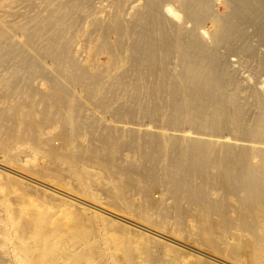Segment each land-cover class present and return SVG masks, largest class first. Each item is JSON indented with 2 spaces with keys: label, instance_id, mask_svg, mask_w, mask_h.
Here are the masks:
<instances>
[{
  "label": "bare ground",
  "instance_id": "bare-ground-1",
  "mask_svg": "<svg viewBox=\"0 0 264 264\" xmlns=\"http://www.w3.org/2000/svg\"><path fill=\"white\" fill-rule=\"evenodd\" d=\"M44 1L45 2L42 9H39V11L33 16H29L24 24H18L17 26L13 25L8 29V33L12 32L14 35L20 34L22 36V41L19 44L31 46L34 52H32L31 50L30 51L33 54H25L22 51L21 45L10 42L4 45L2 51L0 50V59L1 65H7L6 67L8 68L13 67L12 76H15L16 72L21 68H25L27 70L38 68L43 70V64H49L48 66L53 68L52 70L55 72L56 77L59 78V85H61V89L59 85H54V87H50V90H48V92H43V94H41V92L40 94L43 96L41 97L42 99L46 98L45 94L47 96H52V100L57 102L58 104V102H61V98H64L61 97L63 96L61 92L65 91V87L63 86H65L66 82L69 86H73V84H75L79 80L91 76V73L89 71H87L76 60L70 57V48L73 36H76V33L78 34L83 29V24L82 29L81 27H79L82 23V19H84L82 17V12L84 10L86 11L87 9V11L90 10L89 13H92V11L94 12V6L98 4L94 3L95 5H92V0ZM132 1L133 0H114L115 6H113V9L117 7L118 9H120V11H123L128 3L130 5L132 4ZM140 1L142 2V4L140 5L142 8L136 11L131 16V19H128L124 23L121 21L119 15H116L118 11L116 10L117 12L113 13V11L115 10L112 9L113 16L111 15V23L110 21L107 22L109 23L108 25H106L107 23H104L105 26L103 25L102 35H104L105 38H109L113 34H115L117 36L116 38L118 39H116V42H119V39L129 38L133 33H136V28L138 26L142 27L141 34H139V36L137 35L138 38H134L136 40H132L133 42L129 43L128 46H124V43L123 46L116 45L115 47L102 46L103 43L99 44L100 47L97 48V51H95L96 56L98 57L97 59H99L101 55L107 54L109 58L112 59V63L114 62L113 66L115 69L119 68L123 62H127V60H129L130 58H133V61L135 60L137 62L138 60H140V58H151L150 55H152L155 60L161 59L163 57L168 58L170 66L159 67L157 66L158 64H155L150 69L147 68L148 71L150 70L151 76L153 75V77L160 78V82L158 83L156 90H153L152 88V91L150 92L151 89L149 88V98L152 99L153 96L157 98L156 104L152 103L141 105L140 102L137 103L131 101L130 105H126V102L121 103L116 106V109L129 108L131 111H135L140 107H142V109L149 108L152 112L157 113L154 116H148V118L144 122L146 127L152 128L155 126L163 129L168 128L174 130L175 132H182L184 136H193H191L192 138H179L177 136H172L170 138L171 142L168 145L169 161H167L170 164V169H165L164 167L158 165V167L156 166L154 168L153 172L142 174V176L144 177L141 176V178L152 179V185H148L147 187H144L142 189L141 193L143 194V200L140 203L139 207L144 210L147 219H149V210H159L161 207L164 210L165 217H169V215H171L170 213H173L172 210H176L180 214H187L189 212L191 213V211L194 210L195 214L193 215L195 217V220H197L202 225V238L208 243L212 241L214 231H217L216 229H218L217 227L228 230L229 228H235V226H239L243 231L253 235V241L244 239L241 248L242 252H250L255 248V244L262 242V239L257 234V231L261 227L262 223H264V220L258 221L264 219V95L258 93V96L260 98V108L257 107L258 111L255 116H253L251 119L248 118L249 120H246L247 118L245 116L246 113L244 110L245 104H242L240 102L238 96L235 95L236 93L232 91L233 88H230L232 85H235L234 76L233 78L228 77L229 79L225 78L222 69L227 64L229 55L236 53L248 54L249 56L255 55L256 59L260 61V64L264 65V52L262 55H258L259 53H257L255 45H253L252 41V38L255 36L258 44L264 46V0H226V11L224 13H220V11H217V3L215 2V0ZM132 7L135 8V5H132ZM124 14L122 13L121 15L123 16ZM168 14L174 16V18L182 20V23H175L173 17H169ZM86 17L87 14L85 15V18ZM188 22L191 23L190 27H185V24ZM97 25H99V20ZM159 25H169L168 27H166V29L168 28V31H166L167 33H162L161 30L163 28L161 27L160 29ZM249 28H252L253 30L250 31ZM202 31L209 35V41L204 39ZM161 34H169L170 39L172 40L168 41L166 40L168 39V37H165L166 42L162 41L161 39L163 35ZM156 35L159 38L154 37L155 40L152 41L153 43L149 42L150 44L145 46L148 49L147 54L146 50L144 51L143 40L144 38L147 39L148 36L150 37ZM104 36L102 37L104 38ZM7 37V31L1 30V44L5 42L4 40H6ZM101 41H105V39H102ZM111 44L109 43V45ZM133 51L138 52L139 56H133ZM146 54L147 56H144ZM94 56L93 58H95ZM93 60L96 61L95 59ZM92 64L90 63V65ZM129 65H132V62ZM136 70L138 71V77L142 79L145 75V69L139 68L137 66L135 71ZM146 73L148 74L147 71ZM125 75H129V73H126ZM93 76L96 75L94 74ZM122 77H120V79ZM146 79H148V77ZM152 85L150 84L151 87ZM33 91L34 92L32 93V95L36 94L35 90ZM31 96L28 101L21 105L23 106V108L25 107V113L28 116L33 114V107H35L33 102L30 100L32 98ZM137 96L138 92L137 95H131L130 97H133L134 99ZM141 97H145L144 94ZM46 102L44 104L46 107H48L49 105ZM54 105L55 104H53V107ZM63 105L65 106L66 104L63 103ZM19 106H17L16 111L21 108V106ZM46 109L48 110V108ZM53 115L54 114H52V116ZM110 116L111 117L108 121H111V123L117 121L122 124L126 123L124 125L136 126H138L137 124L140 123L139 121L135 120L133 116H121L119 113L118 116L116 115V117L113 114ZM53 117L51 118L53 119ZM43 118L44 117L42 115L41 119ZM15 119L16 118L14 116V120ZM16 121L14 122V124L17 123ZM62 121V126L56 136L62 141L61 146L63 147L69 144L72 130L74 127H76V125L73 121H69V116L65 118V122L63 121L64 124L62 123ZM33 123L34 122L32 119L28 120V122L25 121L23 127L26 128L25 126H27L28 128H30L32 127ZM9 128L10 130L7 132L6 137H2V140L0 137V142L4 141V139L8 140L9 142L11 139L14 140L15 131L11 129V126ZM32 129L34 130V128H31V130ZM25 130L27 131V129ZM35 131L36 128L34 130V133ZM133 131L134 132H129L131 136V139L129 138L130 140H127L129 146L131 145L133 147V145L139 143V141L141 142V138L144 139L142 140V144L143 142H145V145L148 144L149 147L150 145H152L151 147L153 151L157 150V148L159 149V147H162V141H164V144H166L165 136L156 135L154 129L152 130L154 134H151L149 132L148 137H146V141V133L139 134L135 133V130ZM142 131L145 130L142 129ZM34 133H31V135H33ZM21 135H24V133ZM27 135H29L28 132ZM196 136H202L204 138L197 139ZM29 137L36 138L35 136L30 135ZM206 137H213L212 139L219 138L222 139L223 142H228V140L231 139L232 141L234 139V141L246 140L259 142L262 146L255 149L254 151L255 156L259 158V162L251 167H247L245 164V167L243 166V164L241 166L239 164V153H241L242 158H245L247 155H249L248 152H246L245 150L239 152V145H234L235 143L233 145L223 143L219 146H215L214 144L208 142L206 140ZM104 139L106 138L103 137V140ZM6 140L4 142H7ZM103 140L101 146H96V148H94V152L95 150L98 151L106 149L108 145L110 146L111 143H109V141H106L108 139L104 140L105 143H103ZM57 141L59 142V140ZM114 142L116 141H113L112 143L114 144ZM33 143H36V141ZM50 144L52 146L51 142ZM56 145L55 147H51V150H48L49 152L45 151L47 152V154H49L50 157L52 156L53 158H57V156L59 155L58 152L60 151L58 146L60 144L57 145L58 148L56 147ZM81 148H79V150ZM38 150H40V148ZM212 150L216 153L214 156H210V152H212ZM80 151H82V149ZM80 151L78 154H80ZM135 151L137 150L135 149ZM62 152H64V150ZM94 152H92V154ZM107 152L108 151H106V154ZM106 154H104V156H107ZM151 155L149 153L148 157H151ZM99 158H101L100 154ZM104 158L101 159L104 160ZM145 162L143 161V163ZM133 163L136 162L133 161ZM130 166L132 167L133 165L131 164ZM120 168L122 167L120 166ZM140 169L142 170V168ZM99 174H101V172ZM98 176L101 177L103 175ZM92 177L95 179L94 182L98 180L97 176L93 175ZM92 177L89 178L92 179ZM103 177L101 178V182L104 179ZM125 178H127L126 175ZM123 181L125 182V180ZM98 182L100 183V181ZM129 182L132 185V190L135 189V179L133 177H129ZM114 183L116 184L117 180L116 182L114 181ZM102 184L104 185L105 182L101 183V186H98V188H104ZM206 184H209V187L210 185L216 186L217 184V186L221 188V190H223L224 196L231 194L237 197L239 206L236 208L234 207L236 212L235 217H232L231 214H229L230 209H233V204L231 205L229 201H226L228 199L226 196L225 197L227 199L224 200H221L220 198L209 200L207 193H198V188L203 187ZM157 186H161L163 190H166V192L171 195V198L173 200V203L171 202L172 205L170 204L169 206H161L162 200H156L153 197L154 188H157ZM22 187L26 189L27 185L25 186V184L22 183ZM129 187L130 186L127 185V188L125 187V189H129ZM109 189H111L110 192H112V187ZM182 198L186 199L187 205L185 204L184 206L181 203ZM12 205L14 207L15 204ZM18 205L16 206L17 208H19ZM16 207L13 208L15 210H13L10 215L5 213V217L2 221H8L6 225H1L0 222V233L2 232L3 235L5 234V236L2 235L3 237L0 235V264H6L5 262L7 261H5V255L3 253V250L1 249V240H4L6 238L7 225H11L22 236L33 235L34 237L33 241L29 243L19 245H17L16 243L18 248V250H16L19 251L20 256L18 264H87L83 262H85V259L88 257L98 259L101 258L103 251L101 240L95 238L90 240L89 238L88 244H81V241L87 239L88 232L92 230L91 221H96L95 213H91L85 207L79 206L78 218L75 219V217L71 219L73 224L70 225L69 223L71 227L68 231H65L66 233L64 234L66 236L63 237L65 238L64 241L61 238L65 244V247L64 245L62 247H58L57 245L58 243H60V240H55L54 238H51V236L55 233H58L55 234L56 236L59 234L64 235V230H62L60 226L54 227V225H56V221L55 223L53 222L54 225L51 226L52 224L49 225L50 222L49 224H46L48 223L46 222L47 220H44V218L41 217L38 212H28V214L25 215L22 214V210H18L16 209ZM206 214H211V216L212 214H217L219 216V219H208ZM186 217H188V215ZM183 219L185 220V217ZM16 221L21 222L17 223ZM134 222H132V224L138 226V223ZM115 229H118V231L122 232L123 237L125 238L122 243L113 245L111 243L109 244L111 246L110 248L113 251L117 250L122 252L119 256L120 262L126 261V263L128 262L129 264H137V260L139 258H142L144 262H150V260L152 261L153 259H156L157 256H159V252L162 250L161 246H157L156 244L152 245V242L148 244L144 242L141 245V237L140 240L138 239L140 245L137 243L139 246L136 245L137 247L135 246V250L132 251V241L137 234L122 227L115 226ZM36 230L38 231L37 233H35Z\"/></svg>",
  "mask_w": 264,
  "mask_h": 264
},
{
  "label": "rangeland",
  "instance_id": "rangeland-1",
  "mask_svg": "<svg viewBox=\"0 0 264 264\" xmlns=\"http://www.w3.org/2000/svg\"><path fill=\"white\" fill-rule=\"evenodd\" d=\"M44 2H45L44 0H6V1L0 0V35H1V30H5L7 31V36H8L7 39L4 40L5 42L3 41L4 42L3 44H1V39H0L1 51L4 45L12 42L21 45L22 51L25 54L27 55L33 54L32 52H34V50L33 48H31V46L19 44L22 41L21 40L22 36L20 34L14 35L12 32L8 33V29L13 25L17 26L18 24H24L29 16H33L39 11V9H42ZM215 2L217 3L216 6L217 11L218 12L220 11V13H224L226 11L225 5L227 4V1L215 0ZM91 3L92 5H95L94 3L98 5L94 6V12L92 11V13H89L90 10L87 11V9L86 11L84 10L82 12V17L85 20L82 19V23L80 24L79 27H81L82 29V24L84 26L83 29L78 34L76 33V36L75 35L73 36L71 42V48H70V57L76 60L87 71H89L91 73V76L79 80L78 82L73 84V86H69L68 83L66 82L65 86H63L65 87L64 88L65 91L61 92V94L63 95L61 97L64 98H61L60 100L61 102H58V104L57 102L52 100L53 98L50 95L47 96L45 94L46 96L45 99L47 102L45 101V99L41 98L43 97L41 94H43V92H48L51 86L54 87V85L60 84L59 78L56 77L55 72L52 70L53 68L48 66L49 64H43L44 67L43 70L38 68H32L30 70L21 68L16 72L15 76L14 75L12 76L13 67L8 68L6 67L7 65H1V59H0L1 140L2 137L4 138L6 137L7 132L10 130L9 128L10 126L11 129L15 131L14 140L11 139L9 142L8 140L4 139V141L6 140L7 142L4 141L0 142V144L2 143L0 145L1 225H6L8 222V221H2L5 217V213L10 215V213L13 210H15L13 208L16 207L19 203L18 205L19 208L16 207V209L22 210L23 211L22 214L26 215L28 214V212L32 213L36 211V213L38 212V214L41 217H43L44 220L45 219L47 220L46 222L48 223L46 224H49L50 222L49 225L52 224L51 226H53L56 221L55 223L56 225H54V227L60 226V228L64 230L63 231L64 234L66 233L65 231L69 230V228L71 227L70 225L73 224L71 219L75 217H76L75 219L78 218L79 215L78 209L79 206H82L85 207L91 213H95L96 221H91L92 230L88 232L87 239L81 241V244L82 243L84 245L88 244L89 238L90 240L95 238L101 240V243L103 245L101 258L98 259V258L88 257L85 259V262L83 263L129 264L128 262L126 263V261L120 262L119 256L121 255L122 252L117 250L113 251L110 248L111 246L109 245L110 243L112 245L122 243L123 240L125 239L123 237L122 232L118 231V229H115V226H117V227L125 228L126 230L132 231L133 233L137 234L134 240L132 241V245H131L132 251H134L135 248L140 245V243L142 245V243L144 242L147 244L152 242L151 243L152 245L156 244L157 246H161L162 250L159 252V256H157L156 259H153L152 261L150 260V262L149 261L144 262L142 258H139L137 260V264H193V263L195 264H264V244H263L264 223H262L261 227L257 231V234L261 237L262 242L255 244L256 246L252 251L249 250L250 252L247 251L242 252L241 248H242L243 240L247 239L253 241L252 234L243 231L239 226H235V228H229L228 230L217 227L218 229H216L217 231H214V236L212 241L208 243L202 238L201 235L202 225L197 220H195V217L193 215L195 214L194 210H192L191 213L189 212L187 214H180L176 210H172L173 213H170L171 215H169V217L168 216L165 217L164 210L161 207L159 210L158 209L149 210L148 211L149 219L146 218L144 210H142L139 207L140 203L143 200V194L141 193V191L144 187H147L148 185L149 186L152 185V181H151L152 179L141 178L142 174L147 172L148 173L153 172L154 168L156 166L158 167V165L164 167L165 169H170L171 168L170 164L169 162H167L169 161L168 145L171 142L170 138L172 136H177L179 138H192L191 136L193 135L184 136L182 132H175L174 130L168 128L163 129L154 126L152 128L156 132L155 134L160 136H165L166 138L165 141L166 144H164V141L161 142L162 147H159V149L157 148V150L153 151L151 147L152 145H150L149 147L148 144H146L147 146L145 145V142H143L142 144V140H144L143 138H141V142L139 141V143L133 145V147L131 145L130 146L128 145L127 140L131 139V136L129 134L130 131L134 132L133 130H135V133H139V134L146 133L147 135L145 136V141H146V137H148L149 132L151 134L152 133L154 134V132L152 131L153 129L150 127H146L144 122L146 121L148 116H154L157 112H152L149 108L142 109V107H140L135 111H131L129 108L116 109V106L125 102L127 103L126 105H130L131 101L137 103L140 102L141 105L152 104V103L156 104L157 98L153 96L151 99L149 98L150 97L149 95L150 92L152 91V88L153 90H156V87L160 82V78L153 77V75L151 76L150 70L148 71L147 68L150 69L155 64H158L157 66L159 67L170 66L169 60L166 57L161 58L162 61L161 59L155 60L152 57V55H150L151 58H146V57L140 58V60H138L137 62L135 60L133 61V58H130L129 60H127V62H123L119 68L114 69L113 66L114 62L112 63L111 61L112 59H110L107 54H103L99 59H97L98 57L96 56L95 51H97V48L100 47L99 44L103 43L102 46L115 47L116 45L123 46L124 43V46L125 45L128 46L129 43H132L134 40H136L134 38H138L137 35L139 36V34H141V30H142L141 26H138L136 28V33H133L129 38L119 39L120 43L118 41L116 42L117 36L115 34H113L109 38H105V36L102 35V29H103V25L105 26V24L108 21H110L111 23V18H112L111 15L113 16V13L117 11L119 14L116 13V15H119L123 23L128 19H131V16L136 11L142 8L140 6L142 2L140 0H133L131 2L132 4L130 5L128 3V5L123 9V11H120V9H118L117 7L113 9L114 8L113 6H115L114 0H92ZM132 5L133 6L135 5V8L132 7ZM112 9L115 11H113ZM122 13L125 14L122 16L121 15ZM86 14L87 17L85 18ZM168 16L173 17L175 23L177 24L182 23V20L174 18V16L169 14ZM98 20H99V25H97ZM108 24L109 23H107L106 25ZM190 25L191 23L188 22L185 24V27H190ZM159 26L160 29L161 27L163 28L161 30L162 33L163 32L167 33L166 31H168V28L166 29V27H168L169 25H159ZM249 30L252 31L253 29L249 28ZM161 35H163L161 39L162 41L166 42V40L168 41L172 40L170 39L169 34H161ZM202 35L205 40L207 41L210 40L209 35L207 33H204L202 31ZM102 36H104V38ZM154 37L156 38L157 35L150 37L148 36L147 39L144 38L143 40L144 51L146 50L147 54H148V49L145 46H147L150 43H153L152 41L155 40ZM165 37L166 38L168 37V39L165 40ZM102 39H105V41H101ZM252 41H253V45H255V49L257 53H259L258 55H262L264 52V46L258 44V41L255 36L252 38ZM109 43L110 44L112 43L111 44L112 46L109 45ZM147 54L144 56H147ZM132 55L139 56V53L133 51ZM93 56L95 58H93ZM93 59H95L96 61H94ZM131 62L133 66L129 65L131 64ZM90 63L91 64L93 63L94 65L93 64L90 65ZM137 66L139 68L145 69L144 72L145 75L142 79L138 77V71L137 70L135 71ZM123 70L125 74L129 73V75H125L123 73ZM146 71L148 72V74L146 73ZM222 72L225 78L228 77L233 78L234 76L235 85H232L230 88L231 89L233 88L232 91L236 93L235 95L238 96L240 102L242 104H245L244 110L246 113L245 114L247 118L246 120L251 119L253 116L256 115L258 108H260V98L258 96V93L264 95V65L260 64V61L256 59L255 55L249 56L248 54L236 53L229 55L227 64L223 67ZM94 74L96 76H93ZM119 75H122L124 78ZM120 77L122 78L120 79ZM145 77L146 78L148 77V79H146ZM150 84L151 85L153 84L154 87L153 85L151 87ZM59 87L61 89V85H59ZM33 90H35L36 93L34 95H32V93L34 92ZM137 92H138V96L136 98L133 99V97L132 98L130 97L131 95L132 96L137 95ZM143 94L145 97L142 98L141 96ZM30 96L32 97L30 100L33 102L35 107H33L34 109L33 114L28 116L25 113V107L23 108V106L21 105H23L26 101H28ZM45 102L49 105L48 107L45 106L44 104ZM63 103L66 105L64 106ZM53 104L56 105V108L58 107L57 110L55 108V105L53 107ZM19 105L21 106L22 109L19 108L16 111V108ZM64 107H66L67 109ZM46 108H48V110ZM53 109L55 110V112ZM118 113L121 116H128V117L133 116L135 120L139 121L140 123L137 124L138 126H136V125H124L126 123L122 124L117 121L112 123L111 121H108L111 117L110 115L113 114L116 117V115L118 116ZM16 114L19 119L16 117ZM52 114H54L53 115L54 117L52 116ZM42 115L44 117L43 118L44 120L41 119ZM14 116L16 118L15 120H14ZM68 116H69V121L70 122L73 121L76 127H74L72 130L69 144L67 146L62 147L61 146L62 141L56 135L60 131V128L62 126L61 121L63 120L65 122V118ZM51 117H53V119ZM31 119L34 122L32 127L28 128L27 126H25L26 128H24L23 125L25 124V121L28 122V120ZM15 121L18 124L17 123L14 124ZM88 125L90 126V128ZM31 128H34V130L36 128L35 133L33 129L31 130ZM25 129H27V131ZM142 129L145 131H142ZM22 132L24 133V135H21L23 134ZM27 132L30 136H35L36 138L29 137V135H27ZM31 133L34 134L31 135ZM103 137L108 139V140L106 139L104 140L109 141V143H111L110 146L108 145L107 147L108 149L105 147L106 149L98 150V151L95 150L94 152V148H96V146L102 145L101 143ZM196 137L197 139L204 138L202 136H196ZM206 138L208 142L214 144L215 146H219L220 144L223 143L230 145H233L235 143L234 145H239V152H241L242 150L248 152L249 155H247L245 158H242L241 153H239V164L241 166L243 164L244 167L245 165L247 167H251L259 162V158L256 157L254 153L255 149L260 148L262 146L261 143L259 142H252L246 140L234 141V139L233 141L231 139L228 140V142L227 141L223 142V140L219 138L218 139L217 138L212 139L213 137H206ZM34 140L36 141V143H33L35 142ZM57 140H59V142ZM111 141L112 142L116 141V142H114L113 144ZM50 142L52 143V146ZM56 143L57 145L60 144L58 146L60 152H58L59 155L57 156V158H53L52 156L50 157L49 154H47V152L51 150L50 149L51 147H55ZM103 143H105V141ZM39 148L40 150H38ZM79 148H81L82 151H80L81 149L79 150ZM135 149L137 151H135ZM63 150L65 154L64 152H62ZM27 151L30 153H28ZM79 151L80 154H78ZM106 151H108L107 154ZM92 152L94 153L92 154ZM149 153L150 155L152 154L151 157L149 156L150 158L148 157ZM210 153H211L210 156H214L216 154L215 151L213 150ZM99 154L101 158L104 157L107 158H104L103 160L99 158ZM104 154H106L107 156H104ZM133 161L136 163H133ZM143 161L146 162L143 163ZM123 163L126 165H124ZM131 164L133 165L132 167L130 166ZM120 166L122 168H120ZM140 168H142V170ZM98 170L99 173L101 172V174L98 173ZM95 172H97L98 174ZM93 175L98 177V180H96L95 182H94L95 179L92 177ZM98 175L100 176L105 175V176L99 177ZM125 175L127 178H125ZM89 177H92L93 181ZM102 177L104 179L101 182ZM129 177H133L136 181V184L134 185L135 189L133 190L131 188L132 185L129 182ZM116 180L117 183L115 184L114 181L116 182ZM123 180H125V182ZM98 181H100V183ZM103 182H105L104 185L102 184L104 188L102 187L98 188V186H101V183ZM123 182L130 186L129 189H125V187L127 188V185L124 184ZM22 183L25 184V186L27 185L28 188L27 187L26 189L23 188ZM111 187H112V192L114 194L110 192L111 189L109 188ZM208 187L209 184H206L203 187H199L198 193L199 194L207 193L209 200H213L216 198H220L221 200H224L228 198L226 201L227 202L229 201L231 205L233 204L232 205L233 209H230L229 214H231L232 217H235L236 212L234 207L236 208L239 206L237 197L235 195L230 194L227 196L225 195L227 197L226 198L224 196L223 190H221V188H219L217 184L216 186L210 185L209 187L210 189ZM153 197L156 200H162L161 206L163 205L169 206L171 202L173 203L171 195L167 193L166 190H163L161 186H157V188L156 187L154 188ZM12 198L14 199V201ZM15 200L17 202V205ZM181 203L185 206V204L187 203L186 199L182 198ZM12 204H15L16 206L14 205L13 207ZM187 215L188 217H186ZM206 216L208 217V219H213V218L219 219V216L217 214L215 215L212 214V216L211 214H206ZM184 217L185 220L183 219ZM263 220L264 219L258 221H263ZM16 222L20 223L21 221H16ZM132 222L138 223L137 224L138 226L132 224ZM62 223L64 226L62 225ZM37 232L38 231L36 230L35 233ZM6 233H7L6 238L4 240H1V249L3 250V253L5 255L4 257L5 261L7 260L5 263L18 264L20 260V256H19V251H17L18 250L17 245L29 243L33 241L34 237L33 235L22 236L11 225H7ZM55 234H53L51 238H54L55 240H60V243H58L57 246L62 247L64 245L65 247V244L63 242L65 238L63 237H65L66 235L59 234L56 236ZM0 235L2 236L3 233L1 232ZM3 236H5V234ZM61 238L63 239V241ZM138 239L140 240V243ZM61 241L63 244L61 243Z\"/></svg>",
  "mask_w": 264,
  "mask_h": 264
}]
</instances>
